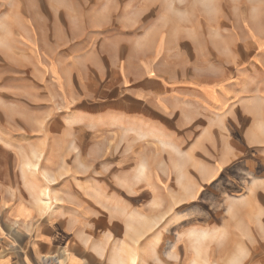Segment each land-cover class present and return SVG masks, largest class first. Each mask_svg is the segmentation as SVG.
<instances>
[{
	"label": "rangeland",
	"instance_id": "obj_1",
	"mask_svg": "<svg viewBox=\"0 0 264 264\" xmlns=\"http://www.w3.org/2000/svg\"><path fill=\"white\" fill-rule=\"evenodd\" d=\"M119 65L118 89L142 68L172 89L169 122L85 118ZM79 134L90 158L58 168L57 135ZM70 178L112 182L115 264H264V0H0V220L29 183L51 184L46 206Z\"/></svg>",
	"mask_w": 264,
	"mask_h": 264
},
{
	"label": "crops",
	"instance_id": "obj_2",
	"mask_svg": "<svg viewBox=\"0 0 264 264\" xmlns=\"http://www.w3.org/2000/svg\"><path fill=\"white\" fill-rule=\"evenodd\" d=\"M123 72L125 71L121 65L112 71L110 91L102 96L105 104L101 108L105 112L97 113L100 108L96 104L97 99L89 98L85 106L89 112L85 118H106V123L109 121L112 126L157 127L169 122L170 111L166 107L163 109L161 103L170 100L172 89L155 77L145 76L143 68L139 73L140 81L136 84L138 90L128 92L124 88L118 89L117 85L125 79ZM126 76L130 77L125 74ZM140 136L143 141L146 136L151 137L152 142L171 141L167 134L144 133ZM86 138V135L80 134L74 139L57 135V141L73 144H66L67 148L62 145L50 150L48 159H55L58 168L64 167L65 159H76L78 165L82 164L81 159L90 158L91 150L77 149L79 145L76 142L92 141L90 135ZM69 146L74 150L69 151ZM34 156L39 158L41 154ZM33 166L36 165H32L31 170L36 172L37 168L34 170ZM71 168L68 173L79 172L74 166ZM143 171L144 167L140 166L139 175ZM119 179L120 188L129 190L134 187L129 177L120 176ZM49 184L37 181L29 183L25 189H28L27 195L30 189V197L26 196L23 201L10 197L8 218L5 219L4 216L0 220V264H49L52 259H56V264H115L111 241L114 222L122 221V218L117 215L119 208L115 213L113 211V206L119 203L115 202L118 196H114L110 190L113 188L112 182L88 181L80 184L70 178L62 183V187L54 192L45 206L42 204V191L49 188ZM98 231L104 244L92 245ZM118 264L125 263L120 261Z\"/></svg>",
	"mask_w": 264,
	"mask_h": 264
},
{
	"label": "bare ground",
	"instance_id": "obj_3",
	"mask_svg": "<svg viewBox=\"0 0 264 264\" xmlns=\"http://www.w3.org/2000/svg\"><path fill=\"white\" fill-rule=\"evenodd\" d=\"M48 198V197H47ZM43 202V201H42ZM45 204H46V202H45Z\"/></svg>",
	"mask_w": 264,
	"mask_h": 264
}]
</instances>
